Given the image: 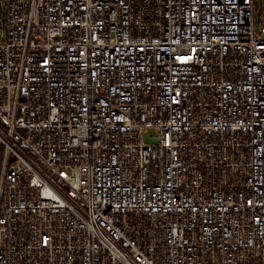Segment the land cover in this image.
<instances>
[{"label":"built area","instance_id":"built-area-1","mask_svg":"<svg viewBox=\"0 0 264 264\" xmlns=\"http://www.w3.org/2000/svg\"><path fill=\"white\" fill-rule=\"evenodd\" d=\"M256 8L0 0V264H264Z\"/></svg>","mask_w":264,"mask_h":264},{"label":"rangeland","instance_id":"rangeland-1","mask_svg":"<svg viewBox=\"0 0 264 264\" xmlns=\"http://www.w3.org/2000/svg\"><path fill=\"white\" fill-rule=\"evenodd\" d=\"M256 18H258L259 13H262L263 7H264V0H256ZM259 22L256 21V25L258 26Z\"/></svg>","mask_w":264,"mask_h":264}]
</instances>
